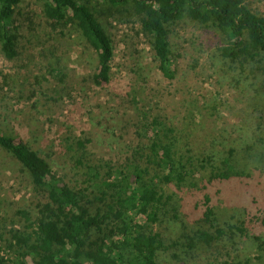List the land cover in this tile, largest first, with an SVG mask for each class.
<instances>
[{"label": "trees", "instance_id": "trees-1", "mask_svg": "<svg viewBox=\"0 0 264 264\" xmlns=\"http://www.w3.org/2000/svg\"><path fill=\"white\" fill-rule=\"evenodd\" d=\"M22 1L0 0V48L11 61L19 57L15 16ZM36 1L53 25L74 26L94 50L99 87L110 82L114 59L113 41L94 7L105 2L140 18L164 79L177 74L171 30L190 19L222 61L256 64L264 89V15L253 12L248 0ZM136 127L141 140L124 163L92 162L86 143L71 145L70 182L0 129V149L22 165L39 197L14 213L0 206V254H14L12 264H29V258L33 264H188L197 250L227 239L263 247L264 199L251 196L240 225L223 228L216 218L221 195L251 177L236 167L235 143L220 136L196 148L191 137L145 110H139ZM224 264L255 263L237 253Z\"/></svg>", "mask_w": 264, "mask_h": 264}, {"label": "rangeland", "instance_id": "rangeland-1", "mask_svg": "<svg viewBox=\"0 0 264 264\" xmlns=\"http://www.w3.org/2000/svg\"><path fill=\"white\" fill-rule=\"evenodd\" d=\"M247 5L264 15V0ZM94 7L114 47L111 79L101 87L93 82L96 54L78 30L53 25L41 2L20 3L19 57L8 60L0 48V129L37 151L68 182L73 177L68 148L78 141L86 143L95 163L133 158L141 140L139 110L165 119L196 148L228 138L237 147V169L251 177L221 195L215 214L220 227L240 225L251 196L264 199V89L258 66L222 61L200 26L183 19L171 30L177 74L164 79L135 12L105 2ZM38 201L22 165L0 149V206L14 213ZM237 253L264 264V244L235 246L228 239L197 250L188 264H224ZM14 257L3 251L0 264H12Z\"/></svg>", "mask_w": 264, "mask_h": 264}]
</instances>
